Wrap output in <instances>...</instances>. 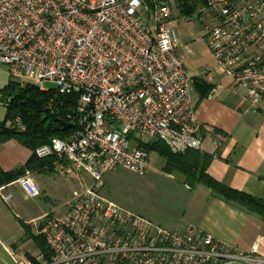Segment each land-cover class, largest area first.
I'll use <instances>...</instances> for the list:
<instances>
[{
	"label": "built area",
	"instance_id": "1",
	"mask_svg": "<svg viewBox=\"0 0 264 264\" xmlns=\"http://www.w3.org/2000/svg\"><path fill=\"white\" fill-rule=\"evenodd\" d=\"M195 18L245 101L263 105L264 0H207ZM178 48L171 10L155 0H0V63L11 77L54 93L47 109L55 117V98L77 97L68 114L74 130L35 156L88 179L65 215L42 219L51 260L15 256V264H264L263 239L243 252L193 225L169 230L104 194L106 173L152 169L141 147L147 140L166 143L176 155L202 149L192 79ZM26 131L20 118L0 123V135ZM16 183L31 199L42 194L30 172Z\"/></svg>",
	"mask_w": 264,
	"mask_h": 264
},
{
	"label": "crops",
	"instance_id": "2",
	"mask_svg": "<svg viewBox=\"0 0 264 264\" xmlns=\"http://www.w3.org/2000/svg\"><path fill=\"white\" fill-rule=\"evenodd\" d=\"M174 23L179 36L178 53L192 79L195 120L202 142V149L189 151L190 156L198 155L199 170H205L218 183L264 202V104L258 108L251 107L245 101V92L218 66L200 21L196 23L193 19L179 16ZM207 68L213 69L210 77L203 75ZM33 157L34 152L17 138L0 140V169L5 174L25 169ZM27 172L32 173L41 187L39 198L27 197L16 183L18 179L0 186L5 187L2 194L11 196V200L6 202L0 194V264H15V256L44 259L37 242L43 217L48 214L63 216L70 209V201L58 206L52 204L56 193L51 176H62L67 181L71 179L79 183L80 188L88 181L87 178L79 180L65 165L55 160H38ZM65 172L70 179L66 178ZM175 173L181 176L183 186L173 197H189L194 219L172 223L167 229L182 231L194 225L243 252H250L257 241L263 239L259 252L264 255V237L261 234L239 238L245 234L243 228L264 226L263 216L226 201L204 185L195 184L191 188L183 174ZM36 174H39L38 179Z\"/></svg>",
	"mask_w": 264,
	"mask_h": 264
},
{
	"label": "trees",
	"instance_id": "3",
	"mask_svg": "<svg viewBox=\"0 0 264 264\" xmlns=\"http://www.w3.org/2000/svg\"><path fill=\"white\" fill-rule=\"evenodd\" d=\"M147 2L151 4V0H147ZM179 2L183 6V13L185 14L183 17L194 15L196 11L194 9L198 3L202 4L203 7L207 4V0H179ZM53 97L54 93H44L34 85L20 86L14 82H11L9 86L0 92V106H4L7 110L6 118L2 123L20 118L27 127V131L24 133L5 132L0 135V140L6 141L7 139L17 138L34 152V157L27 163L25 169L8 174H5L0 169V186L16 181L25 175L27 170L35 166L39 160L35 156L37 148L47 144L54 137L65 138L74 130L73 128L72 130L64 131L61 124L57 123V120H61L64 123L69 122L68 114H71V108L76 105L77 97L55 98L54 106L60 109V114L56 117L47 109ZM141 147L149 154L156 153L160 155L166 161V170L169 173L179 172L183 174L189 187L192 188L195 184L204 185L226 201L244 206L251 212L264 217L263 201L225 187L206 174L205 170H199L198 155L195 154L192 157L190 152L184 155H176L166 143L160 141H156L151 145L142 144ZM190 157H192L191 160L189 159ZM37 242L44 253V260L50 261L52 252L48 248L45 239L40 236L37 238Z\"/></svg>",
	"mask_w": 264,
	"mask_h": 264
},
{
	"label": "rangeland",
	"instance_id": "4",
	"mask_svg": "<svg viewBox=\"0 0 264 264\" xmlns=\"http://www.w3.org/2000/svg\"><path fill=\"white\" fill-rule=\"evenodd\" d=\"M155 1L165 3L169 6L173 20L185 15L183 13V6L179 0ZM190 5L192 4L190 3ZM202 8V4L198 3L194 9L196 10L194 13L196 14ZM195 14L187 18L199 23L197 18L194 19ZM11 82L20 86L34 85L26 79L14 80L9 73L8 67L0 63V92L9 86ZM45 88L50 90L54 89L55 86L45 84ZM6 115V109L0 106V119L4 121ZM155 142L153 140H147L146 145H151ZM150 157L152 169L145 175H140L123 167L106 173L104 176L105 195L128 211L147 218L165 228H170L169 225L172 223L194 219L191 201L188 199L189 197H173L178 193L180 187L183 186L180 182L181 176L173 172L169 173L166 170V161L160 155L152 153ZM36 175L35 178L39 174ZM50 178L52 179L51 184L56 193L52 203L55 206L70 201L73 193L80 190L79 183L71 179L67 181L62 176H51ZM263 227L262 225H254V227L243 228L245 229V234H241L239 238H250L254 234H261L264 237Z\"/></svg>",
	"mask_w": 264,
	"mask_h": 264
},
{
	"label": "water",
	"instance_id": "5",
	"mask_svg": "<svg viewBox=\"0 0 264 264\" xmlns=\"http://www.w3.org/2000/svg\"><path fill=\"white\" fill-rule=\"evenodd\" d=\"M57 123L61 124L62 129H63L64 131H67V130H69V129L71 128V125H70V124H68V123H64V122H62L61 120H57Z\"/></svg>",
	"mask_w": 264,
	"mask_h": 264
}]
</instances>
